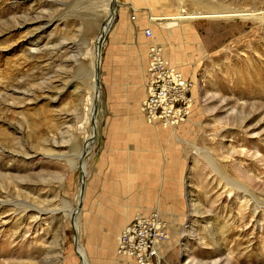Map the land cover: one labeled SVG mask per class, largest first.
I'll return each mask as SVG.
<instances>
[{
  "label": "rangeland",
  "instance_id": "obj_1",
  "mask_svg": "<svg viewBox=\"0 0 264 264\" xmlns=\"http://www.w3.org/2000/svg\"><path fill=\"white\" fill-rule=\"evenodd\" d=\"M153 4L0 0V264H83L79 250L87 264H130L115 254L121 229L152 215L153 264H264V24L171 20L263 14L264 0ZM152 46L187 83L177 125L141 109Z\"/></svg>",
  "mask_w": 264,
  "mask_h": 264
},
{
  "label": "bare ground",
  "instance_id": "obj_2",
  "mask_svg": "<svg viewBox=\"0 0 264 264\" xmlns=\"http://www.w3.org/2000/svg\"><path fill=\"white\" fill-rule=\"evenodd\" d=\"M109 2L111 4L110 9H112V4H113L114 0H109ZM204 13H206V14H201V15L187 14L184 16H179L177 18L172 17L171 20H173L175 23L180 21V20L181 21L182 20L183 21L184 20H189V21L191 20L192 21V20L200 19L199 17L206 15L209 18H214V19H232V18H240L243 20L252 19V20H256V21L260 22L261 24H264V13L261 14L257 11H244V10H237L236 9V10H223V11L216 10V12L214 11V12H204ZM113 19H114V14L111 13V16L109 18L105 19L104 24L102 26V32L96 39V45H95L94 52H93L94 58H95V63H94V67H93V72H94L95 77L93 75V78H94V88L96 90L99 88V85H100L99 80H98V74L96 72V68L100 62V55H101V51L103 49L104 33L106 32V30L108 28L107 24L112 22ZM164 20H166V19H164ZM105 27H107V28L105 29ZM155 47H158V46H155ZM154 49H156V48H154ZM150 51H151V49H150ZM160 51H161V49H160ZM150 55H148L149 58H150ZM150 61H151V58H150ZM148 74H149V71H148ZM149 78H150V76H149ZM95 81H98V82H96L97 83L96 85H95ZM148 81H149V79H148ZM147 86H148V84H145L146 89H147ZM93 97H95V96H93ZM95 110L96 109L94 107H92L90 110V115H91L93 125H92V131H91L90 137L88 138V140L86 142L83 154L89 152L90 148L92 147L93 141L95 139V132H96V122H95V116H94V114L96 113ZM157 121H159V120H157ZM180 122H177L176 124L164 125V126H173V125L179 124ZM6 135H8V132L5 131L4 129L0 128V137H2L4 140L8 139V137L6 138ZM83 168H84V164L82 163L81 171H83ZM81 184H82V182H81ZM239 188H241V187H239ZM239 188H236V186L231 184L228 187L224 186L222 190L228 191L229 193L233 192V196L235 195V198H237L238 200L240 199L244 206H251L253 203L258 202L256 200V198L250 196V194H248L245 190H240ZM256 211H257V209L253 205L252 206V212L255 214ZM155 219L156 218L153 215L147 219L146 218H140V217H134V219H132V221L128 225L126 224L124 226V228L122 229V232H121L119 239H118L117 252L116 253L114 252V253L116 255L122 256V258H124V257L131 258L132 260H134V262L136 264H153V263H151L152 255L147 253V251H146L147 246L146 245H149L148 241L151 238H152V241H150L151 244L153 242V239L156 238V233L150 238L147 236V234H150L149 231L151 230L152 226L154 225ZM133 223H135L137 225V229L134 228L135 225ZM36 227L37 226H35V228L33 227V229H36ZM130 230L137 231V235L142 238V241H143L142 249L145 251V253L143 251L142 253H139V255H138L137 250L136 251H134V250L130 251L126 248L125 245L128 244V242H126V240L128 239V241H129V236L131 235ZM149 247H151V246L149 245ZM79 254L81 255L80 257L82 259L83 264H87L86 263V257L84 255V253L81 250H79ZM140 255L142 256L141 259H139ZM192 264H198V263L196 261H194Z\"/></svg>",
  "mask_w": 264,
  "mask_h": 264
},
{
  "label": "built area",
  "instance_id": "obj_3",
  "mask_svg": "<svg viewBox=\"0 0 264 264\" xmlns=\"http://www.w3.org/2000/svg\"><path fill=\"white\" fill-rule=\"evenodd\" d=\"M145 33L150 35L151 32L146 29ZM148 71L150 79L147 86V96L141 105L142 111L149 119L159 120L163 125L176 124L182 121L188 116L191 107V100L187 93V83L166 64L159 47H151V61ZM133 224L135 225L134 228L137 229V225ZM130 232L128 244L132 250H137L139 255L144 251L142 249V238L137 235V231L130 230ZM134 238L139 240L137 246H133ZM126 242H128V239ZM146 246L147 253L151 254L152 252L148 251L149 245ZM141 258L140 255L139 259Z\"/></svg>",
  "mask_w": 264,
  "mask_h": 264
},
{
  "label": "crops",
  "instance_id": "obj_4",
  "mask_svg": "<svg viewBox=\"0 0 264 264\" xmlns=\"http://www.w3.org/2000/svg\"><path fill=\"white\" fill-rule=\"evenodd\" d=\"M154 1V4H155V7H156V9L159 11V12H157V14H164V13H166V8L168 7V5L170 4V0H153ZM153 4V5H154ZM156 10V11H157ZM146 29H148V28H146ZM145 29V30H146ZM150 30V29H149ZM151 32V31H150ZM125 226V225H124ZM124 226H123V228H124ZM122 228V229H123ZM122 229H121V231H122ZM120 231V232H121ZM125 258V260H127V261H133V263H131L130 262V264H136L135 262H134V260H132L131 258H128V257H124Z\"/></svg>",
  "mask_w": 264,
  "mask_h": 264
},
{
  "label": "water",
  "instance_id": "obj_5",
  "mask_svg": "<svg viewBox=\"0 0 264 264\" xmlns=\"http://www.w3.org/2000/svg\"><path fill=\"white\" fill-rule=\"evenodd\" d=\"M96 82H98V81H96Z\"/></svg>",
  "mask_w": 264,
  "mask_h": 264
}]
</instances>
